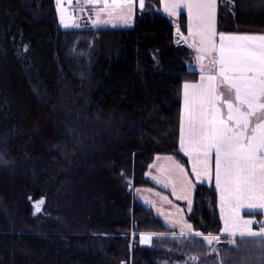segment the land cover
Wrapping results in <instances>:
<instances>
[{
  "label": "trees",
  "instance_id": "obj_1",
  "mask_svg": "<svg viewBox=\"0 0 264 264\" xmlns=\"http://www.w3.org/2000/svg\"><path fill=\"white\" fill-rule=\"evenodd\" d=\"M218 26L264 32V0H220ZM186 27V15L174 23L159 0L137 10L133 27L96 29H64L56 0H0V161L16 163L0 172V264H163L169 253L264 264V250L239 238L237 249L222 236L210 253L134 195L155 186L147 170L158 154L188 163L182 87L200 72L188 68L196 52L177 34ZM42 197L61 204L57 230L33 225L31 201ZM188 219L193 231L221 233L213 185L197 184ZM132 231L154 233L152 244L131 248Z\"/></svg>",
  "mask_w": 264,
  "mask_h": 264
},
{
  "label": "snow or ice",
  "instance_id": "obj_2",
  "mask_svg": "<svg viewBox=\"0 0 264 264\" xmlns=\"http://www.w3.org/2000/svg\"><path fill=\"white\" fill-rule=\"evenodd\" d=\"M135 2L87 0L89 5H102L93 21L97 25L109 22L100 20L102 14L128 23ZM138 2L143 9L145 0ZM162 2L169 16H177L181 8L187 9L188 37H183L179 28L177 34L185 40L191 38L201 73L198 84L183 85L180 149L191 158V171L196 178L211 180L214 156L215 187L220 192L223 232L230 238L229 244L238 249V237L264 250V225L254 230L251 226L255 221L241 216L245 208L264 209V35L217 33V0ZM65 3L71 5L73 0H56L60 23L68 28ZM80 7L83 9L84 5ZM67 13L69 18L74 16L70 7ZM205 59L207 65L203 63ZM205 67L209 68L208 73ZM221 83L228 86L231 98L222 96ZM174 172L173 194L179 186L185 195L176 198L187 200L191 211L192 202L187 196L193 187L191 180L179 164L175 165ZM43 204L40 200L34 205L37 213ZM184 227L190 236L201 237L210 253L218 255L219 249L214 245L220 243V235L193 231L187 223ZM180 234L184 236V228ZM140 239L142 243L150 242L152 235H141Z\"/></svg>",
  "mask_w": 264,
  "mask_h": 264
},
{
  "label": "crops",
  "instance_id": "obj_3",
  "mask_svg": "<svg viewBox=\"0 0 264 264\" xmlns=\"http://www.w3.org/2000/svg\"><path fill=\"white\" fill-rule=\"evenodd\" d=\"M151 0H145L144 8L147 5V2ZM161 11L166 14L174 23H179V17L182 14L186 15L187 18V25H188V12L186 8H181L179 10V14L177 16H169L167 13L163 10V2L162 0H159ZM219 3L220 0H217V18H216V30L217 33H221L219 30ZM80 5H84L83 9H81ZM102 5H89L87 3V0H73V3L71 5H68L67 3L64 4V7L67 9L70 7L72 12L74 13V16L71 18H68L70 20V27L65 28L61 23V26L65 29H84V28H101L105 26H100V24H94L93 21L97 19L96 12L99 10V8ZM143 8V9H144ZM85 9V10H84ZM96 9V10H95ZM137 10H141L139 7V2L136 0L134 4L133 11L131 13V17L128 21V23H123L119 21L120 25H117L115 27H128L127 25L132 23L133 21L136 22V14ZM59 15V13H58ZM106 14H102L100 16L101 21H107L108 17L105 18ZM60 20V16H59ZM74 24H78L79 27L73 26ZM112 27V28H115ZM226 34H253V35H264V32H223ZM184 37H188V30L186 27V35ZM189 43L192 44L191 38L187 40ZM195 49V48H194ZM196 52V51H195ZM197 55L196 52L193 59L190 60V62L198 63L197 62ZM205 65L208 64L207 59L203 61ZM188 66V65H187ZM194 71H199V69H196ZM209 72V68L205 67V73ZM215 74V73H212ZM201 75V73H200ZM200 82V76L199 79L195 82H188L189 84H198ZM183 87H182V98H181V119L183 115L184 110V104H183ZM219 91L222 94V96L227 99L231 98L232 93L229 90L228 86L224 83H221L219 86ZM181 152L184 154V152L181 150ZM185 155V154H184ZM185 157L188 160V163L185 164L182 161L179 160L175 155L172 154H158L154 161L150 164L148 170H147V177L148 179L155 185L153 187L149 188H137L135 191V195L137 198L146 206L151 207L156 215L163 219L165 223H168L169 227H172L174 229H180L184 228V235H189V230L184 227L185 223L191 224L188 217L190 212L194 208V196L197 184H209L213 185L215 187V174H214V156H213V167H212V178L209 180L208 178H196L194 174L191 171L192 168V161L191 158L187 155ZM179 164L187 173L189 179L191 180V183L193 185L190 192H187L188 199L191 200L192 206L191 211L188 209V203L185 199H177V196H183L185 195L184 192H182L177 186L176 193L173 194V181L175 180V165ZM164 170L163 172L161 170ZM153 177H156L157 179H153ZM163 181V182H158ZM167 185V186H165ZM216 189V187H215ZM218 193V209L221 217V211H220V192L218 189H216ZM179 210V211H178ZM258 214H261V218H258ZM241 216L244 219H250L255 221V223L251 226L254 230H258L262 225H264V209H242L241 210ZM222 221V231L219 234L220 237L225 236L228 237L226 233L223 232L224 228V221L221 217ZM192 225V224H191ZM238 238V237H237Z\"/></svg>",
  "mask_w": 264,
  "mask_h": 264
},
{
  "label": "rangeland",
  "instance_id": "obj_4",
  "mask_svg": "<svg viewBox=\"0 0 264 264\" xmlns=\"http://www.w3.org/2000/svg\"><path fill=\"white\" fill-rule=\"evenodd\" d=\"M85 10V9H84ZM96 10V9H95ZM105 16V18L106 17H108L107 15H104ZM68 15L66 14V22H70V20H68ZM108 20L107 21H109L108 23H100V26H105V27H115V26H117V25H120V23H119V21L118 20H116V19H111V18H107ZM135 21H133L132 23H130V24H128L127 26L128 27H133L134 25H135ZM69 25H70V23H69ZM70 27V26H69ZM115 28H117V27H115ZM65 29V28H64ZM76 55V57H79L80 55L78 54V53H75ZM188 68L190 69V70H196V69H199V64L197 63H193V62H188ZM71 88V87H70ZM70 91V90H69ZM75 103H77V102H74L72 105H71V107L73 108V111H75V112H78L77 113V115L75 116V118H77V117H79V115H81V112H79V111H81L82 110V108H79V107H77L76 105L77 104H75ZM71 118V117H70ZM71 120L72 121H74V122H76L75 121V119H74V117H72L71 118ZM71 121V122H72ZM76 124H78L77 122H76ZM84 124V123H83ZM79 125H81V124H79ZM71 138V137H70ZM14 162L12 161V162H6V161H4V160H1L0 161V172H2V171H10V172H13V169H14V167H16L14 164H16V163H14ZM122 181L124 182V183H129V182H131L132 181V175L129 173V174H123L122 173ZM132 183V182H131ZM135 191L136 190H134V195H135ZM135 197L137 198V196L135 195ZM30 200L32 199V197H30L29 198ZM40 200H43L44 201V204L41 206V211L40 212H36V210H35V207H34V205L38 202V201H40ZM49 199L48 198H46V197H42V198H40V199H38V200H36V201H34V200H32L31 202H32V206H33V209H34V211H33V225H36V227L37 228H39V229H42V228H44V224L45 225H47V224H50V228L49 229H54V230H57V228H56V226H55V224L56 223H60L59 221H60V219H59V215H58V210L59 209H61V204L59 203V202H56V200L54 199V202H55V204L53 203V200H52V204L53 205H51V203L48 201ZM56 210H57V212H56ZM156 214V213H155ZM37 219H38V222H35V220L37 221ZM51 220L53 221V223H51ZM55 221H56V223H55ZM42 223V224H41ZM47 223V224H46ZM62 223H63V221H62ZM166 224H168V223H166ZM60 225V224H59ZM65 226V224L62 226V227H64ZM34 229H36V228H34ZM46 229V228H45ZM37 232V231H36ZM148 234H151L152 235V239H151V241L150 242H145V243H142L141 242V239H140V237H141V235H148ZM176 234V232H174V233H172V235H175ZM178 234V233H177ZM139 235V236H138ZM154 236H155V234L154 233H150V232H136V231H132L131 232V235H130V246H131V248H133V246L135 245V244H140V245H142V246H148V245H151L152 244V241H153V238H154ZM184 257H185V255L184 256H181V255H179V256H176V257H174V255L172 256L171 255V253H169V254H166V256L164 255L163 256V259H165V262H163V264H178V262H180V263H182L183 261H184ZM172 258V259H171ZM173 258H175L174 260H173ZM172 260V261H170V260ZM241 260H242V258H241ZM131 264H132V258H131ZM167 262H169V263H167ZM189 264H194L193 263V261L192 262H189Z\"/></svg>",
  "mask_w": 264,
  "mask_h": 264
},
{
  "label": "flooded vegetation",
  "instance_id": "obj_5",
  "mask_svg": "<svg viewBox=\"0 0 264 264\" xmlns=\"http://www.w3.org/2000/svg\"><path fill=\"white\" fill-rule=\"evenodd\" d=\"M192 257L185 256L184 261L182 263L178 262V264H189V262H192L193 260L191 259Z\"/></svg>",
  "mask_w": 264,
  "mask_h": 264
},
{
  "label": "water",
  "instance_id": "obj_6",
  "mask_svg": "<svg viewBox=\"0 0 264 264\" xmlns=\"http://www.w3.org/2000/svg\"><path fill=\"white\" fill-rule=\"evenodd\" d=\"M180 41L188 42L187 40L183 39L182 37H181Z\"/></svg>",
  "mask_w": 264,
  "mask_h": 264
},
{
  "label": "bare ground",
  "instance_id": "obj_7",
  "mask_svg": "<svg viewBox=\"0 0 264 264\" xmlns=\"http://www.w3.org/2000/svg\"><path fill=\"white\" fill-rule=\"evenodd\" d=\"M88 49V48H87ZM85 53V52H84Z\"/></svg>",
  "mask_w": 264,
  "mask_h": 264
}]
</instances>
